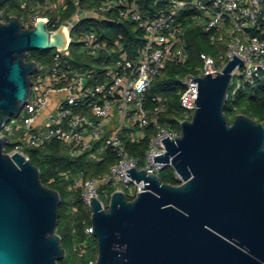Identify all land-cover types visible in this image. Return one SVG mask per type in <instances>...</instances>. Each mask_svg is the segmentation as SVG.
<instances>
[{
  "label": "water",
  "instance_id": "1",
  "mask_svg": "<svg viewBox=\"0 0 264 264\" xmlns=\"http://www.w3.org/2000/svg\"><path fill=\"white\" fill-rule=\"evenodd\" d=\"M1 16L0 264H59L66 255L57 232L61 195L25 154L5 150L11 138L2 129L31 95L38 63L28 52L63 50L68 38L43 18L27 28L16 15ZM244 61L234 55L220 71L192 77L197 107L180 122L179 137L162 139L165 154L154 155L181 183L131 167L127 174L143 182L133 199L122 190L107 207L90 198L96 264H264V124L225 111L233 71Z\"/></svg>",
  "mask_w": 264,
  "mask_h": 264
},
{
  "label": "built area",
  "instance_id": "2",
  "mask_svg": "<svg viewBox=\"0 0 264 264\" xmlns=\"http://www.w3.org/2000/svg\"><path fill=\"white\" fill-rule=\"evenodd\" d=\"M208 1L168 0L165 6L146 15L139 0H22V12L18 17L25 27L32 28L43 18L50 30L63 26L68 40L63 50L53 53L46 74L36 78L32 75L27 103L3 126L2 134L10 136L11 141L12 136L15 137V146L10 152H21L28 157L27 149L44 148L54 139L67 143L72 157L89 152L91 160H98L109 149L117 161L99 174L85 176L82 172L70 184V189L79 191L89 207L91 197L100 199L107 207L102 194L106 192L110 200L112 193L104 189L108 185L115 191L136 196L142 191L143 182L134 180L126 170L135 167L160 176L168 166L155 162L154 155L165 154L162 139L179 137L180 122L190 119L197 107L194 100L197 99L198 81H192V77L220 71L234 55L245 60L242 67L235 68L234 76L241 70L243 81L249 85L264 76V38L260 36L264 34V0ZM69 2L73 6L71 16H56L59 9L67 10ZM84 3L88 7H84ZM188 7L198 11L191 19L193 23L209 34L211 42L225 43L226 49L216 56L200 52L202 65L198 73L189 72L181 77L183 91L178 115L164 120L169 111V99L161 95L149 97L148 91L167 63L184 64L188 60L184 40L186 27L178 21ZM50 13L56 18H51ZM108 16L120 22H134L144 32L145 42L133 56L122 42L108 44L93 30L77 34V25L82 20ZM74 41L83 46L88 56L100 58L99 71L73 67L68 57ZM39 67L38 64L37 69ZM47 110H50L47 120L39 121L40 115ZM176 121L179 127L174 124ZM147 131L151 133L144 157L132 155L126 138L139 137ZM175 174L180 179L179 174ZM85 233L88 239L94 235L91 223L86 226ZM87 245L86 240L74 246L78 256L88 252ZM96 260L97 256L90 258L88 264H96Z\"/></svg>",
  "mask_w": 264,
  "mask_h": 264
},
{
  "label": "trees",
  "instance_id": "3",
  "mask_svg": "<svg viewBox=\"0 0 264 264\" xmlns=\"http://www.w3.org/2000/svg\"><path fill=\"white\" fill-rule=\"evenodd\" d=\"M202 1L209 3L208 0ZM21 2L22 0H8L0 7L4 21L7 22L13 15H20L22 12ZM167 2L168 0H139V5L144 14L151 15L162 6H165ZM84 7H88V5L84 3ZM3 8H5L4 11ZM72 12L73 6L69 2L64 17L69 18ZM197 13L198 11L195 8L188 7L178 19L186 27L184 40L188 60L184 64L167 63L148 91L149 97L161 95L169 99V111L164 116V120H172L173 116L178 115L181 109L180 95L183 91L181 77L189 72L198 73L199 66L202 65L200 52L205 51L216 56L218 52L226 49L225 43L211 42L209 34L201 26L193 23L191 19ZM77 28L97 32L100 39L108 44L117 41L122 42L131 56L145 42L144 32L134 22L124 21V23H121L119 20L114 19V16H108L105 19H84L79 22ZM260 36L264 38V34H260ZM80 46L79 42L74 41L71 43L69 62L76 69L92 68L99 71L102 65L100 58L88 56L80 49ZM40 59H43L47 64L50 63L52 60L50 52L48 50H33L27 54V60H35L39 65L38 60ZM237 85L238 83L233 80L226 101V114L232 120L236 114L245 113L264 124V76L254 85H249L245 81L240 82L239 87ZM174 124L179 127L177 121ZM150 133L151 131H147L139 137L126 138L128 150L132 155L144 157L148 148ZM14 146L15 143L10 141L6 144L5 150L10 152ZM26 153L29 159L39 167L42 181L47 186L58 190L61 195L57 232L61 236L66 255L59 260V264H88L90 258L97 256V247H93L92 254L87 261L84 260L85 255L80 257L76 251V254L73 252V249L75 245H80L88 239L85 228L91 223V210L84 203L80 192L71 190L69 186L82 172L85 176H89L107 171L117 161L116 155L107 149L98 160H91L89 152L72 157L68 153L67 143L57 139L50 141L44 148H29ZM160 176L164 182L181 183V180L175 174V170L170 165L166 166ZM104 189L108 190L109 193L115 191V188L111 185L106 186ZM128 197L129 199L134 198V196ZM94 241L97 244L96 238H94ZM68 252L72 257L74 256L73 258L70 256L72 260L75 259L72 263L67 261ZM79 258L82 259L79 260Z\"/></svg>",
  "mask_w": 264,
  "mask_h": 264
},
{
  "label": "rangeland",
  "instance_id": "4",
  "mask_svg": "<svg viewBox=\"0 0 264 264\" xmlns=\"http://www.w3.org/2000/svg\"><path fill=\"white\" fill-rule=\"evenodd\" d=\"M4 5V4H3ZM3 5H1L0 7H2ZM4 9L5 8H3V11H4ZM186 9V8H185ZM0 11H1V13H2V10L0 9ZM64 16L65 15V10L64 9H59V12H57L56 13V16ZM49 16L51 17V18H56V16H55V14H52V13H50L49 14ZM1 18H2V20H3V16H1ZM4 21V20H3ZM77 23V20H75V24ZM81 31H83V30H81L80 28H77L76 29V32H77V34L78 33H80ZM76 42H78V41H76ZM80 49L82 50V51H84L85 49L83 48V46L81 45L80 46ZM55 50L56 49H51V50H48L49 52H50V55H51V57H52V55H53V53L55 52ZM31 51H33V50H30L29 52H31ZM38 62L40 63V67H39V69H37L33 74V77L34 78H36L39 74H41V75H44V74H46L47 73V71H48V66H49V63L47 64L46 62H44L43 61V59H40V60H38ZM200 67V66H199ZM234 82H236V83H239V82H242L244 79H243V77L241 76V70H239L236 74H235V76H234ZM115 117H117V114H115ZM14 140H15V137H13L12 136V141L14 142ZM164 170H165V168L162 170V172L161 173H163L164 172ZM108 191V190H107ZM106 193V192H105ZM105 193H103L102 194V200L106 203V205H108V203H109V198H108V196L106 197V195H105ZM107 193H109V191L107 192ZM94 238H96L94 235L93 236H91L89 239H87V241H88V245H87V250H88V252L85 254V258H84V260L86 259V261L88 260V258H90V256H91V254H92V251H93V247H97V244L95 243V241H94ZM72 249H73V247H72ZM73 252L76 254V252H75V250L73 249ZM71 255H70V253L68 252V254H67V256H66V258H67V261L69 262V263H72L73 262V260H75V259H73L72 260V258L74 257H70ZM80 259H82V258H79V260Z\"/></svg>",
  "mask_w": 264,
  "mask_h": 264
},
{
  "label": "crops",
  "instance_id": "5",
  "mask_svg": "<svg viewBox=\"0 0 264 264\" xmlns=\"http://www.w3.org/2000/svg\"><path fill=\"white\" fill-rule=\"evenodd\" d=\"M50 110H47V111H45L44 113H42L41 115H40V117H39V121H45V120H47V115H48V112H49Z\"/></svg>",
  "mask_w": 264,
  "mask_h": 264
}]
</instances>
